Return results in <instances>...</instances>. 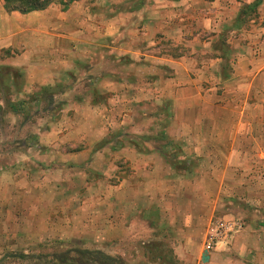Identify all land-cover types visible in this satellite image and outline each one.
<instances>
[{"label": "crops", "instance_id": "crops-1", "mask_svg": "<svg viewBox=\"0 0 264 264\" xmlns=\"http://www.w3.org/2000/svg\"><path fill=\"white\" fill-rule=\"evenodd\" d=\"M65 1L0 0V262L115 239L264 264V0ZM215 215L243 228L207 251Z\"/></svg>", "mask_w": 264, "mask_h": 264}, {"label": "rangeland", "instance_id": "rangeland-1", "mask_svg": "<svg viewBox=\"0 0 264 264\" xmlns=\"http://www.w3.org/2000/svg\"><path fill=\"white\" fill-rule=\"evenodd\" d=\"M43 105L45 106L46 103L44 102ZM48 112L45 110H42V105L41 104H36L31 112V115L33 116H42L44 117L47 115ZM6 117L5 112H0V119H4ZM34 119V117H33ZM29 120V119H28ZM27 118L23 117L20 119H17L15 124V129L9 128L4 129L1 131V136H7L8 135H16V144L10 145V148L13 146L16 151H25V145H24V137L27 136L25 134L28 130L26 124ZM34 121V120H33ZM26 128V129H25ZM15 133V134H14ZM5 147L4 145L0 144V149ZM6 148V147H5ZM173 153V152H172ZM178 153V152H177ZM222 215H215V217H219ZM156 241V240H155ZM164 243L167 241L161 240L158 243ZM141 247V242L134 240L129 241V240H108V241H95V240H77V241H62V242H57L54 244H49L46 246H36L34 247L35 253H41V254H52V253H58V254H64L65 251H71L72 249H93V250H101L102 252L111 255V256H117L121 257L127 264H174L172 263L171 259H169L168 256H166L162 261L157 259L156 257H153L152 255H148L146 257H141V255H138L137 249ZM20 251V250H19ZM20 253V252H19ZM69 255H75V253H69ZM14 257L13 259H4L0 264H34L35 260H30V259H24L20 257ZM42 263H45L44 260L41 261ZM39 263V262H38Z\"/></svg>", "mask_w": 264, "mask_h": 264}, {"label": "trees", "instance_id": "trees-1", "mask_svg": "<svg viewBox=\"0 0 264 264\" xmlns=\"http://www.w3.org/2000/svg\"><path fill=\"white\" fill-rule=\"evenodd\" d=\"M55 0H5L6 7L9 11L18 10L26 13L33 10L44 9ZM74 0L64 2L65 7ZM75 255H69V253ZM24 259L35 260L34 264H127L121 257L108 255L101 250L93 249H72L65 251L64 254H38V255H20ZM161 261L164 259L161 257ZM44 260L45 263L41 261ZM39 262V263H38Z\"/></svg>", "mask_w": 264, "mask_h": 264}, {"label": "built area", "instance_id": "built-area-1", "mask_svg": "<svg viewBox=\"0 0 264 264\" xmlns=\"http://www.w3.org/2000/svg\"><path fill=\"white\" fill-rule=\"evenodd\" d=\"M261 26L264 29V21ZM242 228L243 222L238 218L219 216L211 219L205 232L204 249L214 251L220 243H228Z\"/></svg>", "mask_w": 264, "mask_h": 264}]
</instances>
